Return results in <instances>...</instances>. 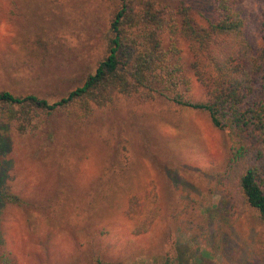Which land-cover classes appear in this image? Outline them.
<instances>
[{"label": "rangeland", "instance_id": "1", "mask_svg": "<svg viewBox=\"0 0 264 264\" xmlns=\"http://www.w3.org/2000/svg\"><path fill=\"white\" fill-rule=\"evenodd\" d=\"M184 1L193 17L209 11L208 0ZM260 2L244 4L257 10ZM118 5L0 0V90L52 103L80 86L105 56ZM190 96L204 100L194 79ZM54 125L52 140L18 135L12 126L0 131V194L22 200L0 201V252L21 264H264V223L256 212L216 208L223 193L214 176L224 168L228 142L206 114L162 99L117 97L89 126ZM123 145L133 161L125 174ZM124 179L153 213L145 232L136 233L124 213Z\"/></svg>", "mask_w": 264, "mask_h": 264}, {"label": "trees", "instance_id": "2", "mask_svg": "<svg viewBox=\"0 0 264 264\" xmlns=\"http://www.w3.org/2000/svg\"><path fill=\"white\" fill-rule=\"evenodd\" d=\"M119 1L109 23L105 56L94 72L52 103L34 94L0 90V131L12 126L18 135L52 140L57 121L89 126L117 97L140 104L162 99L199 111L228 142L224 168L214 176L223 193L216 208L238 214L250 208L264 223V0H257V10L245 0H208L209 11L198 17L184 0ZM192 79L202 88L204 100L191 101ZM121 158V174L132 172L126 145ZM128 182L123 180L124 213L136 233H142L151 226L153 213ZM109 189L113 192V186ZM0 201L22 203L8 190L0 194ZM0 264L21 263L3 250ZM93 264L113 263L96 258Z\"/></svg>", "mask_w": 264, "mask_h": 264}]
</instances>
